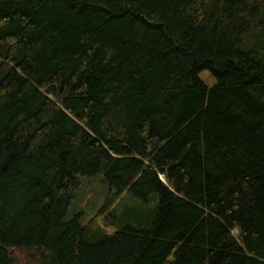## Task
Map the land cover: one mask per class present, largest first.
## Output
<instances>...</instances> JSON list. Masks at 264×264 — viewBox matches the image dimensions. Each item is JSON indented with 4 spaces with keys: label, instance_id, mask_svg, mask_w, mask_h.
<instances>
[{
    "label": "trees",
    "instance_id": "1",
    "mask_svg": "<svg viewBox=\"0 0 264 264\" xmlns=\"http://www.w3.org/2000/svg\"><path fill=\"white\" fill-rule=\"evenodd\" d=\"M21 260L264 264V0H0V264Z\"/></svg>",
    "mask_w": 264,
    "mask_h": 264
},
{
    "label": "rangeland",
    "instance_id": "2",
    "mask_svg": "<svg viewBox=\"0 0 264 264\" xmlns=\"http://www.w3.org/2000/svg\"><path fill=\"white\" fill-rule=\"evenodd\" d=\"M201 77L209 85H211L214 82V78L208 71L203 72L201 74ZM105 192L107 191H105V187H103V184L99 180L87 181L84 183L83 190L80 192L78 199L79 202H81L82 205H84L85 207L88 208L93 207V209H89V210L95 211L100 206L98 204H100L103 201L104 195L106 197ZM20 258L23 259V256H20ZM23 261L21 260L20 263L23 264Z\"/></svg>",
    "mask_w": 264,
    "mask_h": 264
}]
</instances>
